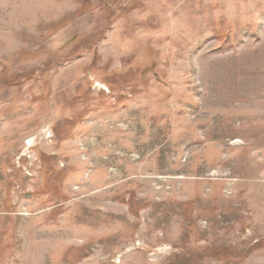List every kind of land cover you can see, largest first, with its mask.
<instances>
[{
    "label": "rangeland",
    "instance_id": "rangeland-1",
    "mask_svg": "<svg viewBox=\"0 0 264 264\" xmlns=\"http://www.w3.org/2000/svg\"><path fill=\"white\" fill-rule=\"evenodd\" d=\"M0 264H264V0H0Z\"/></svg>",
    "mask_w": 264,
    "mask_h": 264
}]
</instances>
